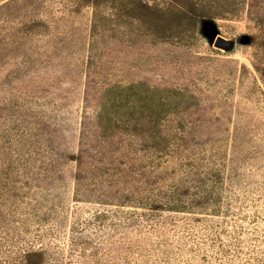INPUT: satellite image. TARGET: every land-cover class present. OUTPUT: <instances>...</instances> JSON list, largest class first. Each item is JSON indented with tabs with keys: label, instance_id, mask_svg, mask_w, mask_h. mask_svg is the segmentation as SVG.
<instances>
[{
	"label": "rangeland",
	"instance_id": "374dc122",
	"mask_svg": "<svg viewBox=\"0 0 264 264\" xmlns=\"http://www.w3.org/2000/svg\"><path fill=\"white\" fill-rule=\"evenodd\" d=\"M0 264H264V0H0Z\"/></svg>",
	"mask_w": 264,
	"mask_h": 264
},
{
	"label": "water",
	"instance_id": "95a60500",
	"mask_svg": "<svg viewBox=\"0 0 264 264\" xmlns=\"http://www.w3.org/2000/svg\"><path fill=\"white\" fill-rule=\"evenodd\" d=\"M215 44L219 47L225 48L227 46V42L223 39H217Z\"/></svg>",
	"mask_w": 264,
	"mask_h": 264
}]
</instances>
